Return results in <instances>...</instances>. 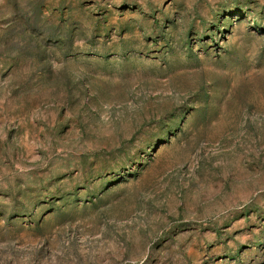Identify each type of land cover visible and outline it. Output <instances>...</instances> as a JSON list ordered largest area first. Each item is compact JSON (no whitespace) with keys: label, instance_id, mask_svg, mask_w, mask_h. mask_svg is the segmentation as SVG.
Instances as JSON below:
<instances>
[{"label":"rangeland","instance_id":"obj_1","mask_svg":"<svg viewBox=\"0 0 264 264\" xmlns=\"http://www.w3.org/2000/svg\"><path fill=\"white\" fill-rule=\"evenodd\" d=\"M0 264H264V0H0Z\"/></svg>","mask_w":264,"mask_h":264}]
</instances>
